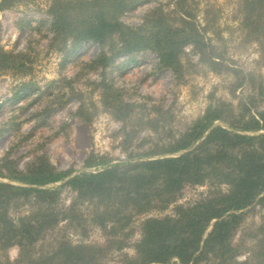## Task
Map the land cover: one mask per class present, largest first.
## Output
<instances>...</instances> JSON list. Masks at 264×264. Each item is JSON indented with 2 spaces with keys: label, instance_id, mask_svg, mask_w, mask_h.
Masks as SVG:
<instances>
[{
  "label": "trees",
  "instance_id": "16d2710c",
  "mask_svg": "<svg viewBox=\"0 0 264 264\" xmlns=\"http://www.w3.org/2000/svg\"><path fill=\"white\" fill-rule=\"evenodd\" d=\"M20 1L0 0V12ZM197 3L88 0L84 4L79 0H51L46 13L54 38L62 39L66 58L95 44L100 54L93 64L106 70L122 56L131 61L135 54L151 51L159 68L171 71L182 81L188 71L185 48L191 46L199 63L208 64L211 72L234 75V97L245 85L251 93H241L237 108L232 103L215 102L211 95L204 115L162 152L130 156L126 163L114 166L105 159L88 163L89 168H105L96 173L71 178V172H56L42 162L23 174L12 161L4 160L0 178L21 184L0 181V253L5 255L18 247L14 264H100L104 250L92 246L55 239L48 245L50 250L42 249L47 233L68 219L72 209L69 213L52 209L64 188L74 192L77 201L96 204L92 222L112 239L125 233L136 218L146 216L141 222L140 240L134 246L135 257L125 256L122 264H264V221L255 235L246 236L255 240L251 248L244 239L234 243L247 214L264 209V79L256 84L251 74L226 60L209 37V33L220 37L216 29L218 13L210 7L201 24ZM140 4L153 5L142 23H123L120 18ZM244 6L242 25L251 28L249 32L264 54V0H244ZM84 13V19H80ZM18 58L0 46V76L17 70L21 66ZM31 89L25 94L29 95ZM106 93L114 100L106 105L115 107L119 114L132 108L120 100L117 91L109 89ZM217 122L225 126L215 127ZM159 155L162 157L154 159ZM61 182L65 183L54 190L38 189ZM187 187L207 190L194 201L180 204ZM30 203L38 205V210L20 215ZM170 208V215L150 216ZM12 212L19 216L13 217ZM126 243L118 241L117 251L126 249ZM244 252L248 256L239 261Z\"/></svg>",
  "mask_w": 264,
  "mask_h": 264
},
{
  "label": "rangeland",
  "instance_id": "374dc122",
  "mask_svg": "<svg viewBox=\"0 0 264 264\" xmlns=\"http://www.w3.org/2000/svg\"><path fill=\"white\" fill-rule=\"evenodd\" d=\"M196 2L201 24L204 12L210 7L218 13L216 29L220 37L211 33L209 37L214 39L219 51L259 84L264 79V54L256 37L250 34L251 28L244 29L242 25L244 0ZM50 3L51 0H21L19 5L0 12V46L18 56L22 66L0 76V168L4 160H9L23 174H29L42 162L56 172H71V178L96 173L105 168H89L88 163L105 159L114 166L126 163L130 156L162 152L204 115L211 95L215 102L232 103L237 108L241 93L244 96L251 93V88L245 85L243 92L237 89L234 97L231 92L237 80L234 75L211 72L208 64L199 63V56L192 53L191 46L185 48L188 71L182 81L171 71L159 68L158 59L151 51L135 54L131 61L122 56L106 70L93 64L100 54L95 44L84 46L76 55L66 58L62 39L54 38L46 13ZM152 6L140 4L120 19L125 24L139 26ZM84 17L85 13L79 16ZM261 28L262 25L260 32ZM29 88L32 92L26 95ZM108 88L117 91L120 100L132 108L121 114L115 107L109 108L106 104L114 100L106 93ZM216 126L225 124L217 122ZM0 181L21 185L1 178ZM64 183L38 189L54 190ZM206 190L185 188L180 204L194 201ZM95 205L77 201L74 192L62 189L52 209L68 213L72 209L68 219L47 233L44 252L58 239L104 250L100 264H122L125 256L135 257L134 246L140 240V226L146 216L136 218L125 233L112 239L93 224ZM38 208L30 203L20 215ZM171 213L172 208L150 216ZM18 214L12 212L15 218ZM262 221L264 209L249 212L234 243L240 244L244 239L247 248H251L255 240L246 236L255 235ZM110 240L114 243L110 244ZM121 240L127 242V248L117 251V242ZM247 254L244 252L238 260L244 261ZM18 255L19 248L13 247L5 255L0 253V262L14 264Z\"/></svg>",
  "mask_w": 264,
  "mask_h": 264
}]
</instances>
